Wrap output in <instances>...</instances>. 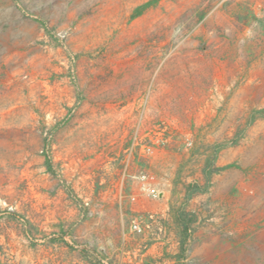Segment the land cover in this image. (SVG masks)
I'll list each match as a JSON object with an SVG mask.
<instances>
[{"label":"rangeland","instance_id":"obj_1","mask_svg":"<svg viewBox=\"0 0 264 264\" xmlns=\"http://www.w3.org/2000/svg\"><path fill=\"white\" fill-rule=\"evenodd\" d=\"M0 264H264V0H0Z\"/></svg>","mask_w":264,"mask_h":264},{"label":"built area","instance_id":"obj_2","mask_svg":"<svg viewBox=\"0 0 264 264\" xmlns=\"http://www.w3.org/2000/svg\"><path fill=\"white\" fill-rule=\"evenodd\" d=\"M136 178L139 183V190L141 191V193L154 198L160 197V191L157 188L154 175L142 172L138 174ZM133 227L136 230L140 229V225L137 221H133Z\"/></svg>","mask_w":264,"mask_h":264}]
</instances>
